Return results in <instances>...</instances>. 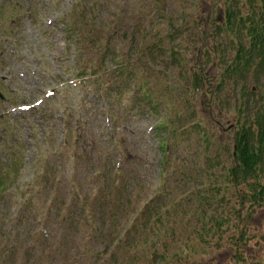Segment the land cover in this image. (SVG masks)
<instances>
[{
	"label": "rangeland",
	"instance_id": "obj_1",
	"mask_svg": "<svg viewBox=\"0 0 264 264\" xmlns=\"http://www.w3.org/2000/svg\"><path fill=\"white\" fill-rule=\"evenodd\" d=\"M230 6L238 14L231 31L225 29ZM249 10L247 0H0V164L15 155L12 174L19 179L0 194V264L25 259V264H110L115 259L122 264H264V203L249 197L253 178L235 181L229 175L234 135L243 120L240 86L215 84L232 63L238 42L248 44L247 30L236 26ZM177 25L185 26L183 35L173 42L162 39ZM70 26L77 30L69 34ZM136 41L147 67L141 62L132 67V79L113 74L111 56L136 54ZM150 43L162 44L158 47L167 53L179 48L181 62L162 70L160 51L145 49ZM103 45L109 52L98 50ZM194 45L210 48L211 54L197 59ZM82 48L86 53L80 59ZM108 56L112 73L106 85L114 90L104 99L95 93L96 81L86 85L76 77L82 76L80 65L94 69ZM200 61L206 80L197 89L190 73ZM152 63L156 70L148 67ZM254 63L244 83L253 100L264 104L258 92L264 71L256 72ZM63 134L69 135L66 145H60ZM89 141L94 149L81 153L74 165L69 157L68 170L74 169L86 193L92 186L107 183L106 188L90 199L95 220L68 219L61 244L52 251L49 243L24 232L36 226L35 210L45 208L50 192L64 195L71 187L44 178L65 170L57 161L58 149L65 156ZM166 147L171 156L162 165ZM115 150L124 155L116 197L108 195L119 165ZM94 152H100L98 158ZM34 178V190L25 193ZM157 193L168 198L147 203L153 217L140 212L135 226L124 227L130 223L126 213ZM127 199H133L130 210ZM15 232L23 239L14 242ZM11 245L19 250L15 256ZM164 249L166 257L156 256L155 262L154 251Z\"/></svg>",
	"mask_w": 264,
	"mask_h": 264
},
{
	"label": "trees",
	"instance_id": "obj_2",
	"mask_svg": "<svg viewBox=\"0 0 264 264\" xmlns=\"http://www.w3.org/2000/svg\"><path fill=\"white\" fill-rule=\"evenodd\" d=\"M248 6L250 8L249 12L246 13V16L240 15L239 21H238V30H242V28L247 30L248 33V44H244V42L240 41L238 42V46L236 48L235 57L231 61V64H228L225 69L223 70V74L220 78V80L215 83L218 88H221L225 82H233L234 89H237L238 86H240L239 89V95L240 96V106L238 107V113L240 117H242V122L239 124V127L236 129L235 135H234V152L233 158L235 163L233 166H231L230 169V177L238 181V179H246V178H253L254 181L252 183L253 189L250 193V198L253 200L254 203H264V104L263 100L254 99V93L251 88H247L246 83H244V76L246 72L249 70V68L254 63V57H257V54L264 53V0H247ZM163 15V14H162ZM237 11L236 8L230 6L227 11V22L225 24V29L227 30H233L236 24V17H237ZM170 20V19H169ZM241 27H240V26ZM69 34L74 33V30H77L76 26L69 27ZM185 29V26L183 25H177L174 27L173 31H167L165 35H163L162 39H169L171 42H173L175 39L178 38L181 35H183V30ZM218 30H220L218 28ZM78 32V31H77ZM144 34L141 36L143 37ZM70 41H74L75 37L73 35L71 36ZM84 35H82V38ZM146 37V36H145ZM85 38V37H84ZM83 38V39H84ZM195 40H193L194 42ZM97 43L96 39L92 41V43ZM135 47H133V50L137 49L136 54L132 52L131 55L128 56V58H123L119 53H114L113 56H111L113 63H114V73L113 74H124L125 78L131 77L135 73L136 69H132V67L136 68V65L141 62L143 66L147 67L145 65L143 58L141 57L143 54L141 52L143 51V47L139 45V41L135 42ZM139 45V46H138ZM157 44L154 45L150 43L149 46H146L150 50L151 48H156L158 51L157 56H161L159 58V65L162 67V70H168L169 67L174 66L173 64L175 62H181L180 56L182 55L181 52H179V48H170V52L167 53L164 50H162ZM98 50L103 51L104 53L109 52L108 46L103 45L101 48L97 47ZM160 48V49H159ZM199 49H196V45L192 48L193 50L196 49V52L193 51V53H197V59H200L201 57H204L205 55L208 56L211 54V49L207 47H202V45L198 46ZM144 49V50H145ZM213 49V48H212ZM145 50V51H146ZM176 50V51H175ZM113 52V51H112ZM79 55L82 56L86 53L84 49L82 48L81 51L79 50ZM156 56V57H157ZM103 58V57H102ZM109 56L107 59H104V61L101 62V64H97L96 68L91 69L87 68V66L82 65L77 68L81 74L85 75L84 82L86 83L88 80H93L97 82V87L94 88L95 93L98 95H105L104 99L107 98V94H110L112 92V86L106 85L107 82L110 81V74L112 73L110 66L108 64V60L111 59ZM254 63L256 66H254V69L256 72L264 71V56H260L259 60H255ZM209 60H206V63H208ZM200 64L197 66V69H193V71L190 73V82L192 80V85L194 88L202 89L205 83V63L199 62ZM140 64V65H141ZM128 67H131L128 71L126 70ZM148 67L152 68L153 70H156V67L153 65H149ZM149 70V69H148ZM116 71V72H115ZM129 74V75H128ZM130 76V77H129ZM103 79V80H102ZM88 85V83H86ZM187 85V84H186ZM118 89H121L120 87H117ZM215 89V88H214ZM233 89V91H234ZM258 92L261 93V97L264 99V88L259 87ZM216 90V89H215ZM250 92V94H249ZM209 93V92H208ZM207 94V92H206ZM205 94V95H206ZM149 95V94H148ZM147 102L150 101V96L144 97ZM194 126H200V122H193ZM192 125V127H193ZM159 126V125H158ZM160 130H162V126L160 125ZM203 132V130H201ZM203 134V133H202ZM68 137H66L65 134H63L60 145H66L68 144ZM202 138H206V135H201ZM75 143H71V145H74ZM95 143L94 141H89L86 143V145L81 146V150L79 148H76L73 152L67 153L65 152V156L62 154V149H58L57 153V161L62 163V165L65 167V170L62 169L60 171V176H53L54 178H46L48 181L52 182V185H61V184H67L71 187L67 188V192L64 193V195H61V192L58 193L57 191L50 192L45 200V208L44 209H36L35 210V217L33 219V223L36 224V226L32 229H30L27 232H24V237L28 236L29 238L33 237L39 241H41L43 244L47 246L49 243V249L54 250L58 249L59 245L61 244L62 236L64 234V223L71 220H75L76 223L84 222V221H90V216L93 217V207L91 205V198L95 199L99 195V193L103 192L106 188V184H102L99 186H92L90 187V192L86 193L83 188L79 184L78 177L75 176L74 169L68 170V161L69 157L73 158V165L76 164V160L81 157V153H84L87 155L89 151L94 149ZM116 147V146H115ZM169 147L163 148L164 155L160 158V162L162 165L167 163L166 161L168 157L171 156V154L168 151ZM118 151L115 150V158L118 156ZM100 152H94L96 158ZM123 157L124 155L120 156L119 165L115 167V176L112 180H109L110 182V191L108 193L109 196H117L118 195V189L120 187V180L122 176V166H123ZM16 161L15 155L12 156V160H7L4 163L1 162L0 164V194L3 192V190H8L9 187H11L13 184L15 185L16 181L19 182L17 179H15V176L17 173L12 174V170L14 167V162ZM5 165V166H4ZM74 168V166H73ZM92 171V170H91ZM90 171V172H91ZM162 171V170H161ZM94 176H96V171H92ZM92 176V174L90 175ZM93 176V177H94ZM77 177V178H75ZM33 178V177H32ZM37 178H34L31 181V187L29 191H26L25 193H29L35 188V182ZM108 182V183H109ZM24 189H27L24 188ZM24 193V194H25ZM158 194V193H157ZM39 197V195H35ZM35 196H31L29 200H35ZM27 197V196H26ZM164 197L160 194L153 195V196H147L145 198V201L143 202V207H137L132 209V211L127 212L125 215V219L127 221H130V223L124 225L126 228H130V224L135 226L137 222L140 220L141 216L140 212L146 213V215L152 216L153 214L150 213L151 206L147 203L149 201H159L162 200ZM168 196H166L165 199H167ZM162 200L163 202L165 201ZM90 200V201H89ZM38 201V200H36ZM160 201V202H162ZM32 202V201H31ZM133 199H127L124 201V205L126 206V210H130V205L132 204ZM137 202V201H136ZM35 204V203H34ZM112 205L113 203L110 202L109 205ZM129 204V205H128ZM143 208V210H141ZM22 210V209H21ZM28 210V209H27ZM38 210V211H37ZM37 211V212H36ZM143 215V214H142ZM153 217V216H152ZM20 218V211L17 210V214L15 215L14 219H16L19 222ZM13 219V220H14ZM95 220V218H94ZM150 224L153 222H149ZM45 231V232H44ZM128 234V233H126ZM124 236V233H122ZM128 238V237H127ZM20 239H23V233L20 232V234H16L12 237V240L14 242L19 241ZM26 239V238H25ZM28 242H30L28 240ZM145 242V241H144ZM143 242V243H144ZM21 243L17 242L16 245L18 246ZM162 244V243H161ZM16 245H11V248H8L10 250V254L12 256H15L16 253H19V250L17 247L13 248ZM30 245V244H29ZM153 246V244H152ZM157 247V244H156ZM167 248V247H166ZM27 250V249H26ZM26 250H24V253H26ZM110 253L112 252V248L109 249ZM108 250L105 253V256H108ZM167 255V249H164L163 251H154V258L156 262V256H159V258H165ZM10 263L15 262L14 257H9ZM111 261V260H110ZM21 262V261H20ZM19 262V263H20ZM27 262V259L23 260L21 264H25ZM124 262V261H123ZM123 262L119 263L118 260L115 259V261L110 262V264H122Z\"/></svg>",
	"mask_w": 264,
	"mask_h": 264
}]
</instances>
